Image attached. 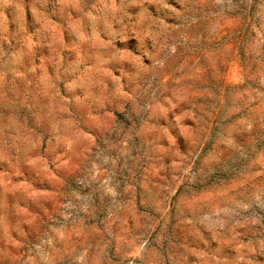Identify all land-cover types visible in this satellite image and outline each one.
Instances as JSON below:
<instances>
[{
    "label": "rangeland",
    "instance_id": "1",
    "mask_svg": "<svg viewBox=\"0 0 264 264\" xmlns=\"http://www.w3.org/2000/svg\"><path fill=\"white\" fill-rule=\"evenodd\" d=\"M0 264H264V0H0Z\"/></svg>",
    "mask_w": 264,
    "mask_h": 264
}]
</instances>
